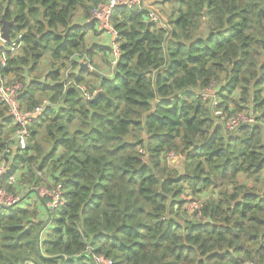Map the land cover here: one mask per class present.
Listing matches in <instances>:
<instances>
[{"label":"trees","instance_id":"16d2710c","mask_svg":"<svg viewBox=\"0 0 264 264\" xmlns=\"http://www.w3.org/2000/svg\"><path fill=\"white\" fill-rule=\"evenodd\" d=\"M105 1L0 0L22 34L1 72L24 110L50 102L23 149L0 100L1 182L27 202L0 207V264H264V0L117 6L112 68L90 40ZM58 183L47 209L35 190Z\"/></svg>","mask_w":264,"mask_h":264},{"label":"built area","instance_id":"2783aa9c","mask_svg":"<svg viewBox=\"0 0 264 264\" xmlns=\"http://www.w3.org/2000/svg\"><path fill=\"white\" fill-rule=\"evenodd\" d=\"M141 0H106L103 3L95 8L92 12V19L96 20V32L97 35H108L112 52L110 56V68L114 67L117 63L118 55L120 54L119 44L116 42L117 31L115 30L112 24V13L117 6H127L132 7L136 4H139ZM151 18L154 20L157 18L155 13H150ZM1 24H0V100L4 102L8 107L9 115L14 119L18 128L15 132V138L17 146L21 148L27 147V126L29 127L30 123L35 120V118L43 111L46 105H49V100H44L41 104L37 105L33 110H24L19 102V95L22 91L23 84L15 81L10 83L4 76L1 69L5 68L8 63V58L15 52H17L22 46V34H19L15 39L11 38L10 41H5L2 36ZM107 69L104 73L111 74V70ZM84 89V88H83ZM209 94H204L208 96ZM87 97H91L87 95ZM217 105V101H214V106ZM220 113V112H218ZM254 118L248 116L245 113H238L226 119V126L229 130H233L238 125L245 122H253ZM264 139V134H263ZM179 156L175 154H170L171 159H177ZM5 169L2 165L0 167V207H11L18 204L27 206L22 200L20 194H16L10 191L6 186L7 185H16L17 175H11L6 180V183L1 182V176L4 173ZM35 194L41 198H49L46 203L47 209L56 210L59 206H63L66 202L62 183L56 185H42L38 186L35 190ZM195 205V203H193ZM49 229V224L45 230ZM45 236V232L41 233V238ZM93 259L96 264H113L112 259L107 258L103 255H93Z\"/></svg>","mask_w":264,"mask_h":264},{"label":"water","instance_id":"95a60500","mask_svg":"<svg viewBox=\"0 0 264 264\" xmlns=\"http://www.w3.org/2000/svg\"><path fill=\"white\" fill-rule=\"evenodd\" d=\"M208 12H207V8H205L204 10V16L207 17ZM15 25V22L13 20L9 21L5 18V14L3 13L1 16V31H2V38L5 41H10L11 40V27H13ZM83 67L89 68V64L87 62H82L81 63ZM102 94H105L102 90L97 91L93 97H87L85 96V100L86 103L89 104L93 101H95L96 99H98L99 96H101ZM28 128V126H27Z\"/></svg>","mask_w":264,"mask_h":264},{"label":"crops","instance_id":"0c3cea01","mask_svg":"<svg viewBox=\"0 0 264 264\" xmlns=\"http://www.w3.org/2000/svg\"><path fill=\"white\" fill-rule=\"evenodd\" d=\"M95 38V39H94ZM90 40L92 42H95V43H100V44H103V45H108L109 41H110V37L108 35H97V34H94V35H90ZM108 68V66L105 68L103 67L102 68V71L105 72Z\"/></svg>","mask_w":264,"mask_h":264},{"label":"rangeland","instance_id":"374dc122","mask_svg":"<svg viewBox=\"0 0 264 264\" xmlns=\"http://www.w3.org/2000/svg\"><path fill=\"white\" fill-rule=\"evenodd\" d=\"M203 32H206V28H205V26H202L201 27V29L198 31V33L200 34V33H203ZM95 39V38H94ZM48 63H47V61L45 60L44 62H43V65H42V69L43 70H46L47 68H48V65H47ZM105 66V68L107 67V65H104ZM34 197V196H33ZM49 228L51 229V228H53V223H49Z\"/></svg>","mask_w":264,"mask_h":264}]
</instances>
